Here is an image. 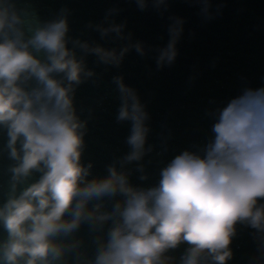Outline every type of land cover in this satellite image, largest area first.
Here are the masks:
<instances>
[{
	"label": "clouds",
	"instance_id": "clouds-1",
	"mask_svg": "<svg viewBox=\"0 0 264 264\" xmlns=\"http://www.w3.org/2000/svg\"><path fill=\"white\" fill-rule=\"evenodd\" d=\"M133 2L161 18L170 8V0ZM186 2L204 23L224 7L222 0L214 10V0ZM121 12L110 7L85 25L109 47L83 31L70 35L67 7L42 20L26 0H0V155L10 162L0 202V264H177L170 253L183 244L178 264H228L238 225L252 230L249 264H264V86L210 99L206 142L180 151L156 184L143 187L130 177L135 171L148 179L141 162L154 151L151 115L137 90L114 75L116 122L130 123L129 151L115 156L103 176L83 163L92 110L81 119L77 89L89 82L98 87L96 68L119 69L132 51L141 58L154 53L157 71L179 56L184 18L169 15L167 43L153 48L134 39L126 21L117 22ZM168 138L162 137L165 144Z\"/></svg>",
	"mask_w": 264,
	"mask_h": 264
}]
</instances>
